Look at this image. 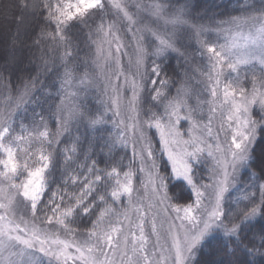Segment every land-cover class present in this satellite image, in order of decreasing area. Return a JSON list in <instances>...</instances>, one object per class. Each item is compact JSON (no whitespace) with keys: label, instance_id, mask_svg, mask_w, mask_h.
I'll use <instances>...</instances> for the list:
<instances>
[{"label":"snow or ice","instance_id":"snow-or-ice-1","mask_svg":"<svg viewBox=\"0 0 264 264\" xmlns=\"http://www.w3.org/2000/svg\"><path fill=\"white\" fill-rule=\"evenodd\" d=\"M198 7L20 0L9 10L17 28L0 57V264L264 261V154L255 147L264 0H236L227 19ZM142 12L158 27L142 24ZM21 26L40 53L27 63L15 54ZM84 28L82 49L73 29ZM128 34L134 72L121 64ZM196 57L202 79L188 74ZM129 147L130 159L116 158ZM234 190L243 195L229 202Z\"/></svg>","mask_w":264,"mask_h":264},{"label":"trees","instance_id":"trees-1","mask_svg":"<svg viewBox=\"0 0 264 264\" xmlns=\"http://www.w3.org/2000/svg\"><path fill=\"white\" fill-rule=\"evenodd\" d=\"M20 0H0V57H3L11 51V43L10 40L14 37L15 30L17 28V25L15 24V19L12 15H10L9 10H11L12 13L17 11V6L19 4ZM137 2H140L145 7L154 2V0H137ZM198 2V11L201 14L206 15H213L215 14L218 19H227L229 16L236 15L237 13L233 11V9L236 7V0H197ZM132 10H134V5H132ZM146 12H142L141 16L145 18ZM7 17V18H5ZM109 19H112V17H109ZM93 27L96 26V24L99 23L98 18H93V20L90 22ZM73 33H78V36H74V41L78 40L80 42V46L83 49V41L87 38L88 30L84 28L81 29H73ZM35 38V34H28L24 30V27L21 26V30L19 32V35L15 36L16 40V55L21 56L25 63H27L28 60L33 59L34 56H39V49L32 46V41ZM95 38V35L94 37ZM186 43H191L193 47H195V40L188 41L185 40ZM47 44L45 45V50L47 51ZM189 52L192 51V48L188 49ZM84 51H87L86 49ZM84 51L80 52V55H84ZM60 50H57L54 54L49 53L50 56H59ZM200 59L199 57L193 58L191 60V63L187 65L188 68V74L198 77L197 74H195V71L192 67V65H196ZM178 63L182 64L183 62H178L176 60L172 61V68H175L180 75L184 74L185 68L184 67H177ZM196 63V64H195ZM172 75L171 69H169V76ZM13 83L15 81L13 80ZM193 84H195V81H192ZM197 87V86H196ZM200 86H198L199 88ZM172 92H175V86L172 88ZM6 101V93L0 95V106H3ZM50 127L52 131H55V122L53 121L50 124ZM65 143H67V140L65 139ZM64 145L62 144L61 147ZM256 156L260 157L262 154H264V137H260L257 140L256 143ZM126 155L128 159L131 158V155L129 150H121L117 153L116 158L119 159L120 156ZM125 164H127V159L124 161ZM138 183V182H137ZM243 187V185H241ZM243 193L239 190H234L232 192V196L229 197V202H232L234 199L241 198ZM245 202L241 200V206L243 207V204ZM208 257H203V259H207ZM240 259H243V256H240ZM261 264H264V261L261 262Z\"/></svg>","mask_w":264,"mask_h":264},{"label":"rangeland","instance_id":"rangeland-1","mask_svg":"<svg viewBox=\"0 0 264 264\" xmlns=\"http://www.w3.org/2000/svg\"><path fill=\"white\" fill-rule=\"evenodd\" d=\"M142 24H147L149 27H158V25L155 22V19L151 16L148 15V13L146 12L145 14V18L142 19ZM128 47L126 49H124L123 51L127 52V55H121V64L123 66V68L125 69L126 72H134L135 68H134V60H135V56H134V45L131 44V36L130 34L126 35L125 37V41H124ZM113 54H115V50L113 49ZM200 63H195L196 65H192L195 74H197V79H202V77H200L199 72L197 71V69H204L205 66V60H202L201 58L198 59ZM112 67L114 68L115 65L113 64ZM107 70V69H106ZM200 87L198 88V86L195 88V91H199V89L203 86V85H199ZM173 94L175 92H172ZM193 103L195 102V97H193ZM221 139H223V137H221ZM130 154H132V149L131 147L128 148ZM148 230L150 231V226H148Z\"/></svg>","mask_w":264,"mask_h":264}]
</instances>
